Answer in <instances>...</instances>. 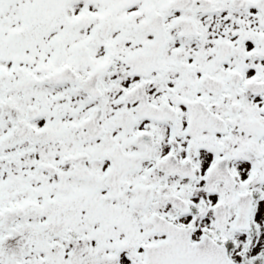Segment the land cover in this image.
<instances>
[{
  "label": "snow or ice",
  "instance_id": "obj_1",
  "mask_svg": "<svg viewBox=\"0 0 264 264\" xmlns=\"http://www.w3.org/2000/svg\"><path fill=\"white\" fill-rule=\"evenodd\" d=\"M0 264H264V0H0Z\"/></svg>",
  "mask_w": 264,
  "mask_h": 264
}]
</instances>
